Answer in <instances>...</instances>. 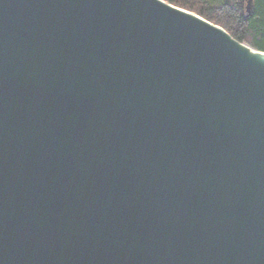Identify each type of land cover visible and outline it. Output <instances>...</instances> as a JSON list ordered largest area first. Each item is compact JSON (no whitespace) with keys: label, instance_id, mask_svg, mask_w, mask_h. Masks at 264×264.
I'll return each instance as SVG.
<instances>
[{"label":"water","instance_id":"1","mask_svg":"<svg viewBox=\"0 0 264 264\" xmlns=\"http://www.w3.org/2000/svg\"><path fill=\"white\" fill-rule=\"evenodd\" d=\"M0 264H264V51L167 0H0Z\"/></svg>","mask_w":264,"mask_h":264},{"label":"trees","instance_id":"2","mask_svg":"<svg viewBox=\"0 0 264 264\" xmlns=\"http://www.w3.org/2000/svg\"><path fill=\"white\" fill-rule=\"evenodd\" d=\"M194 11L224 27L236 39L264 51V0H254L252 12L247 0H167Z\"/></svg>","mask_w":264,"mask_h":264}]
</instances>
